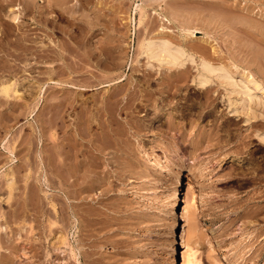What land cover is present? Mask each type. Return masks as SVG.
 Returning a JSON list of instances; mask_svg holds the SVG:
<instances>
[{
	"label": "rangeland",
	"instance_id": "rangeland-1",
	"mask_svg": "<svg viewBox=\"0 0 264 264\" xmlns=\"http://www.w3.org/2000/svg\"><path fill=\"white\" fill-rule=\"evenodd\" d=\"M61 1L56 0L54 13L49 17L56 24L52 26L54 29L48 30L49 35L52 33L50 37L33 30L34 25L28 18L25 30H15L11 26L15 23L5 15L10 8L22 5L19 0L0 1V64L5 69V73H0V84L3 81L4 85L5 80L7 86L16 81L9 90L0 91V264H182L181 256L171 247L165 202L166 182L182 172L190 173L189 177L203 194L202 203H196L200 211L196 225L201 239L199 244L190 241L193 243L189 244L188 264H264V142L257 138V134L264 133L261 104L259 108L256 106L258 109L252 107L253 115L247 110L244 114L238 109L235 111L234 106H229V92L219 79L213 77L201 87L196 84L197 80L193 79H196L197 62L169 69V65H158L136 53L144 30L152 36L165 26L171 30L168 37L172 35L177 39L182 34L179 24L195 19L190 23L192 26L186 25L187 22L182 25L192 30L194 25L197 28L195 37L187 41L202 47L197 54L194 52L195 61L206 55V60H211L213 65L218 61L215 66L221 64L220 67L230 69L227 71L234 73L231 75L235 80L252 73L248 75L264 86V43L261 40L264 39V0H152L153 5L147 0ZM168 3L170 10L174 7L173 11L183 12L169 11L179 22L169 16ZM215 4L220 5V9ZM246 6L254 7L247 12ZM162 8L166 10H163L164 15L168 13L167 17L173 21L160 20ZM123 9L124 12L119 11ZM230 10L234 11L233 15ZM83 12L86 16H82ZM223 13L230 14L225 17ZM246 13L255 20L254 23L245 15L247 21L249 17V22L255 24L253 26L261 24L258 28L261 33L255 29L253 32V26L247 27L249 24L242 25L241 16ZM142 14L147 16H143L139 25ZM188 14L193 20H187ZM92 19L93 22L97 19L98 23L109 22L90 28L92 25L87 24L92 23ZM257 20L262 23L256 24ZM146 22L155 28L149 29ZM103 25L110 29L114 39H109L112 46L101 37ZM23 31L29 40L15 41V35L22 36ZM251 32L257 33L256 37L261 35L262 43ZM182 37H179L180 42ZM104 43L113 49L108 52ZM28 44L33 45L29 47L31 50H23ZM17 55L19 57H15ZM7 67H11L10 72ZM235 97L239 95L231 94L233 101ZM142 101L151 106L140 110ZM98 119L102 125L110 121L111 133L122 137L123 150L118 151L120 146L113 137H104L102 141L108 143L107 152L111 156L106 154L101 160L96 159L100 161L97 175L90 174V179L86 180L87 191L80 199L76 196L78 185H70L75 180L71 154L72 168L62 169L66 150L63 144L69 140L74 144L80 137L85 138L82 143L90 144ZM132 126L139 128V135L132 134ZM67 130L70 133L66 134ZM105 132L108 131L105 129ZM88 154L86 160L94 162ZM187 167H191L190 172ZM9 178L14 183L12 186ZM195 201L192 194L188 205L193 206ZM206 223L218 227L223 239L203 231ZM59 225L73 253L68 245L61 244L58 245L62 246L60 255V251L50 254L52 251L47 247L54 231L60 229ZM231 240L236 241L234 249L230 248ZM208 241L213 246H209ZM74 253L78 255L74 257Z\"/></svg>",
	"mask_w": 264,
	"mask_h": 264
},
{
	"label": "bare ground",
	"instance_id": "bare-ground-1",
	"mask_svg": "<svg viewBox=\"0 0 264 264\" xmlns=\"http://www.w3.org/2000/svg\"><path fill=\"white\" fill-rule=\"evenodd\" d=\"M1 1V0H0ZM12 0H10V2H11ZM61 1V0H60ZM100 1V0H99ZM107 2H108V0H106ZM117 1V0H116ZM140 1V0H139ZM155 1V0H154ZM158 1V0H157ZM156 1V2H157ZM167 1V0H166ZM235 1V0H234ZM251 1V0H250ZM55 2H56V0L54 1V0H19V4H21L22 6L21 7H18V8H16V9H12V8H10L9 10H7V14L5 15V16H7L8 18L7 19H9L10 20V22L12 21L13 23H15V25H11V26H13L14 27V29L15 30H18V31H22V30H25V29H23L24 28V23H25V20H26V18H28V20L29 21H31V24L32 25H34V27L32 28L33 30H38L39 31V33L41 34V35H43V33H44V35L47 37V36H49L50 37V35L52 34L51 32H50V35H49V31L48 30H50V28L51 29H54V28H52V26H55L56 24H54V23H52V21L50 20V15L52 14V12L54 13V6H55ZM62 2V1H61ZM97 2V1H96ZM147 2H148V4H151L152 3V0L150 1V0H147ZM159 2H162V1H160L159 0ZM158 2V3H159ZM168 2V1H167ZM167 2H166V5H167ZM214 1H212L211 3H213ZM221 2H224V1H222L221 0ZM232 2V1H231ZM4 2H2V4H3ZM8 3H9V1H8ZM65 3V2H64ZM67 3V2H66ZM100 3V2H99ZM144 4L146 3V2H143ZM155 3V2H154ZM210 3V4H211ZM227 3V2H226ZM237 3V2H236ZM11 3H9L8 5H10ZM105 4V3H104ZM170 3H168V9H169V7H171V4L169 5ZM225 4V3H224ZM227 4H230L229 2L227 3ZM232 4V3H231ZM230 4V5H231ZM233 4H234V2H233ZM1 5V4H0ZM13 5V4H12ZM12 5H11V7H12ZM64 5V4H63ZM66 5V4H65ZM96 5V4H95ZM147 5V4H146ZM151 5H153V4H151ZM156 5V4H155ZM214 5V4H213ZM218 5V4H217ZM217 5L215 4V7H217ZM221 5H223V4H221ZM226 5V4H225ZM249 5H251V3L249 2ZM160 6V5H159ZM165 6V5H164ZM227 6V5H226ZM1 7V6H0ZM5 7H7V6H5ZM102 7V6H101ZM109 7V6H108ZM119 7V6H118ZM117 7V8H118ZM148 7V6H147ZM149 7H151V6H149ZM220 7V5H218V8ZM225 7V6H224ZM230 7V6H229ZM236 7H238V6H236ZM254 7V6H253ZM253 7L251 8V7H247L246 6V9H247V12L250 10V8L251 9H253ZM20 8V9H19ZM141 8V7H140ZM140 8H138V9H140ZM172 8H174V7H172ZM171 8V10L169 9H166L167 11H168V13H169V11L170 12H172L174 9H172ZM226 8H228V7H226ZM231 8H232V6H231ZM1 9H3V7L1 8ZM65 9V8H64ZM86 9V8H85ZM91 9V8H90ZM101 10H102V8H100ZM99 9V10H100ZM112 9V8H111ZM113 9H114V7H113ZM112 9V10H113ZM118 9H121V8H118ZM142 9V8H141ZM220 9V8H219ZM223 9V8H222ZM244 9V8H243ZM89 10V9H88ZM94 10H97V8L95 9V7H94ZM110 10V9H109ZM152 10V9H151ZM160 10V9H159ZM162 11L163 10H165V8L163 9H161ZM165 10V11H166ZM178 13L180 12V14H182L183 12L182 11H178L177 9H175ZM232 10V9H231ZM230 10V11H231ZM236 10V9H235ZM25 12V14L22 16V13H24ZM59 11V10H58ZM64 11V10H63ZM62 11V12H63ZM66 11V10H65ZM64 11V12H65ZM90 11V10H89ZM106 11V10H105ZM108 11V10H107ZM119 11H122V12H124V9L123 10H119ZM146 11V10H145ZM176 11H173V12H176ZM230 11H228V12H230ZM252 11L253 10H251V13L250 14H253L252 13ZM26 12H27V14H26ZM61 11H60V13H62ZM91 12H93V11H91ZM96 12V11H95ZM113 12V11H112ZM144 12V11H143ZM150 12V11H149ZM152 12V11H151ZM182 12V13H181ZM222 12H225L224 11V9L222 10ZM226 12H227V10H226ZM232 12H234V11H231L230 13H232ZM241 12V11H240ZM243 12V11H242ZM241 12V13H242ZM97 13H99L98 11H97ZM107 13V12H106ZM109 13V12H108ZM118 13V12H117ZM116 13V14H117ZM120 13V12H119ZM128 13V12H127ZM145 13V12H144ZM148 13V12H147ZM156 13V12H155ZM164 11H163V14H159V13H157V14H159L160 16H158V17H161L160 18V20L161 21H164L165 20V22H167V21H173V20H177V22H179L178 21V19H175L176 18V15L174 16L173 15V13H167V15H164ZM186 13V12H185ZM184 13V14H185ZM218 13V12H217ZM229 13V14H230ZM258 13V12H257ZM59 14V13H58ZM83 14H84V12H83ZM102 14V13H101ZM100 14V15H101ZM139 14V13H138ZM166 14V13H165ZM183 14V15H184ZM229 14H225V13H223V15L225 16V15H229ZM237 14H239L238 12H237ZM248 13H246V14H244L243 16H241L242 18H241V20L240 21H242L241 23H244V24H242L243 26L245 25V23L246 24H249V26H247V27H252L253 25H255V24H253L252 25V23H250L251 21H254V23H255V20L253 19L252 20V18L249 16V14H248V16L250 17V19H251V21L249 22V17H248V21H247V19H245V17L247 18V16H245V15H247ZM259 14V13H258ZM53 15V14H52ZM90 15V14H89ZM99 15V14H98ZM106 15V14H105ZM105 15H103V17L105 16ZM113 15V14H112ZM118 15V14H117ZM122 15H123V13H122ZM128 15V14H127ZM145 14H142V17L140 18V16H139V20H140V22H139V25H140V23H141V21L143 20L142 18H145V17H143ZM150 15V14H149ZM149 15H148V18H149ZM171 16L172 17V19H170L169 17H167V16ZM179 15V14H178ZM199 15V14H198ZM223 15H221L220 17H222L223 18ZM231 15H233V13L231 14ZM256 15V14H255ZM4 16V15H3ZM82 16H86L85 14L84 15H82ZM109 16V15H108ZM115 16V15H114ZM145 16H147V15H145ZM174 16V17H173ZM189 16V14L187 15V17ZM191 16V15H190ZM200 16V15H199ZM227 16H225V17H227ZM240 16V15H239ZM254 16V15H253ZM261 16V15H260ZM53 17V16H52ZM56 17V16H55ZM62 17V16H61ZM102 17V16H101ZM100 17V18H101ZM109 17H111V16H109ZM113 17V16H112ZM116 17V16H115ZM118 17V16H117ZM179 17V16H178ZM177 17V18H178ZM180 17H183V16H180ZM64 18V17H63ZM86 18V17H85ZM108 18V17H107ZM189 18L190 17H188L187 18V20L188 21H190L189 20ZM192 18V20H193V17H191ZM190 18V19H191ZM231 18V17H230ZM233 18H235L234 16H233ZM253 18H255V17H253ZM261 18V17H260ZM21 19V20H20ZM56 19V18H55ZM84 19V18H83ZM89 19H91V18H89ZM99 19V18H98ZM105 19V18H104ZM113 19H115V18H113ZM112 19V20H113ZM182 19V18H181ZM180 19V23H181V20ZM183 19H185V17L183 18ZM199 19V18H198ZM227 21H230V19L228 18H225ZM232 19V18H231ZM238 19V18H237ZM239 19H240V17H239ZM53 20H54V18H53ZM70 20V19H69ZM97 20V19H96ZM96 20H94L95 22H93V19L91 20L92 21V23H89L88 22V24L87 25H92V27H90V28H98L101 24H104V22H107V21H102V22H100V23H98ZM195 20V19H194ZM193 20V21H194ZM197 20V19H196ZM200 20H202L201 19V17H200ZM20 21V22H19ZM28 21V23H30ZM55 21V20H54ZM81 21V20H80ZM117 21V20H116ZM144 21H148L147 19L145 20L144 19ZM184 21V20H183ZM193 21H191V22H193ZM204 21V20H203ZM227 21H226V23H227ZM244 21H246V22H244ZM57 22V21H56ZM70 22V21H69ZM73 22V21H72ZM86 22V21H85ZM109 22V21H108ZM107 22V23H108ZM111 22V21H110ZM114 22V21H113ZM113 22H112V24H113ZM151 22V21H150ZM168 22V23H169ZM176 22V21H175ZM187 21H184V23L182 22V25L184 24L185 25V23H186ZM190 22V23H191ZM232 22H234L233 20H232ZM231 22V23H232ZM235 22H237V20H235ZM258 22V23H257ZM257 22H256V24H260V23H262L261 21H260V23H259V21L257 20ZM1 23V22H0ZM9 23V22H8ZM8 23H7V25H8ZM28 23H26V24H28ZM68 23V22H67ZM119 23V22H118ZM143 23H145V22H143ZM146 23H148V22H146ZM153 23H155V22H153ZM189 22H187L186 23V25L188 24H190ZM225 23V24H226ZM230 22H228V24H231ZM111 24V25H112ZM121 24V23H120ZM119 24V25H120ZM123 24V23H122ZM142 24V23H141ZM163 24H164V22H163ZM163 24H161V25H163ZM227 24V25H228ZM234 24H236V23H234ZM233 24V25H234ZM238 24V23H237ZM251 24V25H250ZM59 25V24H58ZM62 25V24H61ZM73 25H74V23H73ZM78 25V24H77ZM76 25V26H77ZM110 25V26H111ZM116 25V24H115ZM126 25V24H125ZM128 25V24H127ZM138 25V26H139ZM151 25H152V23H150V26H149V23H148V28L149 29H152L153 27H154V25H153V27L151 28ZM161 25H159V27L161 26ZM182 25H180L179 24V26H181L180 27V31H181V33L184 35L183 37H182V34H180L179 35V37L181 36L182 37V41L180 42V39H179V37H177V35L176 34H174V32L172 31V33L174 34V35H176V37H177V39H179V42H175V40H177L176 38H175V36H172L171 35V38H175V40L173 41V39H171V38H169L170 36V31L168 30V27H165V26H162L161 27V30L160 31H157L158 29H156V31L158 32L157 34L156 33H152L153 32V30H152V32H150V34L152 33L153 35L151 36H149L148 34H147V32L149 33V31H146L145 32V30L143 31V29H142V31L144 32V33H146L148 36H146V35H144V33H142L143 35H141V36H143V38L141 37H139L138 35V37H139V39H140V41L138 40V52L136 51V53H138V57H140V56H145V58L147 59V61L148 60H152V61H156V62H158L159 64L158 65H160V64H165V65H169V69H171V67L174 69V68H177V69H180L179 67H182L183 65H185V63L187 62H190V63H192V62H197V64H196V67L195 68H197L196 69V72H197V74H196V76H195V78L196 79H193V80H197V81H195V82H197L196 84H198L199 86L200 85H205V84H208V82H210L211 81V79L213 78V77H215V78H217V79H219L220 80V83H222V86L225 88V90H226V92L228 91L229 93H228V102H229V106H234L235 107V111L238 109V110H240V111H238V112H240V113H243V111H245V110H247V111H249V113L250 114H252L253 115V113H251L252 112V107H258V105H260L261 104V108H262V113H263V111H264V86H262L263 85V83L261 82V83H259V82H257L254 78H252V77H250L249 75H253L252 73L251 74H246V75H241L242 77L240 78V80H235L234 79V77L231 75V74H234V73H231L230 74V72H228L227 70H229L230 71V69H228L227 68V70L225 69V68H223V67H225V66H221L220 67V65L219 66H215V65H217V63L219 64L220 62H218L217 61V63H215L214 65H213V63L211 64L210 63V61H208V60H206V55H205V57L203 56V58H200L201 56V54L203 53H201L199 56V58H198V60H194V55H196L197 53H196V51L198 52V51H201V49H202V47H198L197 45H194L193 46V44H191L190 45V43L189 42H187L189 39H191V38H193V36H194V34L196 33L195 31H197V28L195 27L194 28V26H193V30L190 28V27H188V26H182ZM191 25V24H190ZM232 25V24H231ZM239 25V24H238ZM241 25V24H240ZM261 25V24H260ZM260 25H256V26H253L252 28V31L255 29V30H257L256 32H260V31H258V28L260 29L264 24L262 23V26H260ZM75 26V27H76ZM106 26V25H105ZM108 26V25H107ZM114 26V25H113ZM112 26V27H113ZM146 27H147V25H145ZM192 26V25H191ZM260 26V27H259ZM26 27V26H25ZM29 27V26H28ZM27 27V28H28ZM60 27V26H59ZM62 27V26H61ZM67 27V26H66ZM78 27V26H77ZM84 27V26H83ZM82 27V28H83ZM89 27V26H88ZM111 27V28H112ZM118 27V26H117ZM124 27H126V26H124ZM158 27V28H159ZM228 27H231L230 25L228 26ZM233 27V26H232ZM234 27H236V25H234ZM240 27V26H239ZM256 27H257V29H256ZM264 27V26H263ZM63 28V27H62ZM121 28V27H120ZM127 28V27H126ZM140 28V27H139ZM145 28V27H144ZM155 28V27H154ZM157 28V27H156ZM177 28H178V26H177ZM238 28V27H237ZM243 28V30H245L246 29V27H242ZM3 29V28H2ZM6 29V28H5ZM30 29V28H29ZM101 29V28H100ZM103 32H100V33H103L102 34V36L101 37H105V40L107 39L108 40V42L110 41L109 39H111L112 37H111V32H110V29H109V31H108V29L106 28V27H104V25H103ZM113 29V28H112ZM118 29V28H117ZM125 29V28H124ZM148 29V30H149ZM251 29V28H250ZM250 29L248 30V31H250ZM33 30H32V32H33ZM76 30V29H75ZM85 30V29H84ZM96 30V29H95ZM94 30V31H95ZM99 30V29H98ZM97 30V31H98ZM102 30V29H101ZM101 30H99V31H101ZM114 30V29H113ZM141 30V29H140ZM146 30H147V28H146ZM167 30H168V35H167ZM254 30V31H255ZM263 29H261V31H262ZM2 31H4V30H2ZM6 31V30H5ZM9 31H12V30H9ZM26 31H28V30H26ZM80 31V30H79ZM86 31V30H85ZM88 31V30H87ZM86 31V32H87ZM91 31V30H90ZM96 31V32H97ZM119 31V30H118ZM127 31V30H126ZM151 31V30H150ZM155 31V30H154ZM247 31V32H248ZM253 31V32H254ZM14 32V31H13ZM31 32V31H30ZM110 32V33H109ZM140 32V31H139ZM264 32V31H263ZM2 33H5V32H2ZM1 33V34H2ZM16 33V32H15ZM18 33V32H17ZM29 33V32H28ZM38 33V32H37ZM37 33H33L34 35H39V34H37ZM116 33H118V32H116ZM124 33V32H123ZM171 33V34H172ZM177 33V32H176ZM244 33V32H243ZM252 33V32H251ZM250 33V34H251ZM261 33V32H260ZM7 34V33H6ZM22 34V36H19L18 34H14L16 37H15V41H26V40H29V38H27L28 36L25 34V32L23 31V33H21ZM30 34V33H29ZM86 34V33H85ZM95 34V33H94ZM120 34H121V30H120ZM253 34V33H252ZM255 34H257V33H255ZM255 34H253L252 36H254ZM259 34V33H258ZM264 34V33H263ZM262 34V35H263ZM10 35V34H9ZM99 35V34H98ZM113 35H115V34H113ZM247 35H249V34H247ZM260 35V34H259ZM2 36V35H1ZM12 36V35H11ZM18 36H19V38H18ZM116 36V35H115ZM115 36H114V38H115ZM118 36V35H117ZM122 36H124V34L122 35ZM169 36V37H168ZM261 36V35H260ZM256 37V35L254 36V37H256V40H260L262 37ZM264 36V35H263ZM33 37V36H32ZM96 37V36H95ZM100 37V36H99ZM119 37V36H118ZM195 37V36H194ZM8 38V37H7ZM6 38V39H7ZM12 38V37H11ZM120 38V37H119ZM122 38V37H121ZM259 38V39H258ZM264 38V37H263ZM4 39V38H3ZM33 39V38H32ZM31 39V40H32ZM102 39V38H101ZM113 39V38H112ZM116 39V38H115ZM255 39V38H254ZM34 40H36L35 38H34ZM192 40V39H191ZM261 40H263V43H264V39H261ZM259 41V42H261L262 43V41ZM21 41V42H22ZM100 41H102V40H100ZM113 41H114V39H113ZM113 41H111V42H113ZM117 41H118V39H117ZM178 41V40H177ZM20 42V43H21ZM35 42H37V41H35ZM192 42V41H191ZM193 42H194V40H193ZM12 43V42H11ZM15 43V42H14ZM18 43V42H17ZM105 43H107V41L105 42ZM105 43H104V47H107L106 48V50L108 51V50H111V49H113V48H111V47H109L110 46V42H109V46H105ZM113 43H116V42H113ZM260 43V44H261ZM7 44V43H6ZM27 44V43H26ZM25 44V45H26ZM34 44H36V43H34ZM38 44V43H37ZM36 44V45H37ZM41 44V43H40ZM103 44V43H102ZM118 44V43H117ZM120 44V43H119ZM119 44H118V46H119ZM32 45V44H31ZM31 45L29 46V44L27 45V46H22L24 49L23 50H28V51H30L31 50V48H29V47H31ZM65 45H67L66 43H65ZM100 45V44H99ZM262 45V44H261ZM264 45V44H263ZM1 46V45H0ZM19 46V45H18ZM33 46V45H32ZM58 46V45H57ZM59 46H61V45H59ZM68 46V45H67ZM103 46V45H102ZM111 46H112V44H111ZM115 46V45H114ZM113 46V47H114ZM16 47V46H15ZM20 47H21V45H20ZM36 47V46H35ZM100 48H101V46H99ZM103 47V48H104ZM17 48H19V47H17ZM34 48V47H33ZM42 48V47H41ZM52 48V47H51ZM62 48V47H61ZM204 48V47H203ZM43 49H45V48H43ZM49 49H50V47H49ZM53 49V48H52ZM65 49V48H64ZM67 49V48H66ZM98 50H100L99 48H97ZM20 50H22V49H20ZM38 50V49H37ZM51 50V49H50ZM60 50V49H59ZM71 50V49H70ZM89 50V49H88ZM104 50H105V48H104ZM205 50V49H204ZM18 51H19V49H18ZM28 51H25V52H28ZM53 51V50H52ZM52 51H49V53L50 52H52ZM21 52V51H20ZM46 52V51H45ZM90 52H92V51H90ZM109 52V51H108ZM121 52V51H120ZM194 52L196 53V54H194ZM11 53V52H10ZM10 53H9V55H10ZM15 53V52H14ZM36 53H38V51L36 52ZM65 53V52H64ZM115 53V52H114ZM206 53V52H205ZM20 54V53H19ZM29 54H30V52H29ZM29 54H27L26 56H28ZM38 54H40V53H38ZM53 54H54V52H53ZM56 54V53H55ZM84 54H87L86 53V51H85V53ZM90 54V53H89ZM117 54V53H116ZM120 54V53H119ZM199 54V53H198ZM8 55V54H7ZM13 55V54H12ZM15 55V54H14ZM21 55H23V54H21ZM31 55V54H30ZM34 55V54H33ZM45 55V54H44ZM98 55V54H97ZM100 55V54H99ZM25 56V57H26ZM35 56V55H34ZM38 56V55H37ZM40 56V55H39ZM46 56H48V55H46ZM56 56V55H55ZM90 56H91V54H90ZM116 56V55H115ZM137 56V55H136ZM257 56H259V54L257 55ZM15 57H19L18 55L17 56H15ZM22 57V56H21ZM59 57V56H58ZM85 57H87V56H85ZM97 57V56H96ZM198 57V56H197ZM40 58H42V57H40ZM45 58H47V57H45ZM257 58V57H256ZM259 58V57H258ZM17 59H19V58H17ZM29 59V58H28ZM43 59V58H42ZM81 59V58H80ZM98 59H99V57H98ZM210 59H211V57H210ZM4 60H6V59H4ZM25 60V59H24ZM84 60V59H83ZM82 60V61H83ZM103 60V59H102ZM31 62V61H30ZM149 62H151V61H149ZM5 63V62H4ZM222 63V62H221ZM30 64V63H29ZM99 64V63H98ZM149 64V63H148ZM193 64V63H192ZM1 65V64H0ZM4 65V64H3ZM24 65V64H23ZM27 65V64H26ZM64 65V64H63ZM149 65H151V63L149 64ZM14 66V65H13ZM1 68L2 67H4V66H0ZM62 67V66H61ZM66 67H68V66H66ZM11 68V67H10ZM9 68V69H10ZM24 68V67H23ZM7 69H8V67H7ZM6 69V70H7ZM8 69V72H10V70ZM14 69V68H13ZM22 69V68H21ZM62 69H63V67H62ZM69 69V68H68ZM1 70H3L2 72L0 71V73H3L4 72V68H2ZM66 70V69H65ZM14 71V70H13ZM22 71H24V70H22ZM30 71V70H29ZM28 71V72H29ZM67 71V70H66ZM69 71V70H68ZM7 72V71H6ZM25 72V71H24ZM27 72V71H26ZM27 72V73H28ZM65 72V71H64ZM72 72H74V71H72ZM232 72V71H231ZM5 73V72H4ZM13 73V72H12ZM15 73V72H14ZM17 73V72H16ZM21 73V72H20ZM30 73V72H29ZM28 73V74H29ZM11 74V73H10ZM19 74V73H18ZM25 74V73H24ZM27 74V75H28ZM242 74H244V73H242ZM3 75V74H2ZM248 75V76H247ZM13 77H14V75H12ZM1 77V76H0ZM4 77V76H3ZM5 77L7 78L8 76H6V74H5ZM4 77V78H5ZM11 77V76H10ZM27 77V76H26ZM12 78V77H11ZM11 78H9V79H11ZM18 78V77H17ZM20 78V77H19ZM18 78V79H19ZM13 79V78H12ZM17 79V80H18ZM21 79V78H20ZM214 79V78H213ZM236 79H237V77H236ZM3 80V79H2ZM23 80V79H22ZM37 80H39V79H37ZM8 81V80H7ZM12 81V80H11ZM10 81V82H11ZM168 81V80H167ZM259 81V80H258ZM3 82V81H2ZM2 82H1V84H0V91H5L6 89H8L9 90V88H12L11 87V85L12 84H14V82H16V81H14L13 83L11 82L10 84L8 83V85L7 86H5V80H4V85L2 84ZM23 82H24V80H23ZM27 82V81H26ZM36 82V81H35ZM20 83V82H19ZM31 83V82H30ZM32 83H33V81H32ZM38 83V82H37ZM16 84V83H15ZM22 84V83H21ZM26 84H28V83H26ZM262 84V85H261ZM20 85V84H19ZM31 85V84H30ZM37 85H39V84H37ZM7 87V88H6ZM27 87H28V85H27ZM134 87H135V85H134ZM171 87V86H170ZM201 87V86H200ZM204 87V86H203ZM167 88V87H166ZM7 90V91H8ZM11 91V90H10ZM132 91V90H131ZM7 93H9V91L7 92ZM133 93V92H132ZM152 93V92H151ZM150 93V94H151ZM235 94L236 96H238L239 95V97L237 98V97H235V98H237L236 99V101H233L232 99H231V94ZM6 95H8V94H6ZM243 96V97H242ZM149 98V97H148ZM1 101V100H0ZM9 101V100H8ZM147 101H142L141 103H143V107H139V106H135V107H139V109L140 110H143V108H144V106L145 107H150L151 105L150 104H148V103H146ZM233 107V108H234ZM254 107V108H255ZM256 107V108H257ZM259 108V107H258ZM257 108V109H258ZM254 110V109H253ZM251 111V112H250ZM246 114H249L248 112H245ZM262 113H261V115H262ZM244 114V113H243ZM245 114V115H246ZM247 117H248V115H247ZM250 117V116H249ZM264 117V116H263ZM99 118V117H98ZM100 119V118H99ZM99 119H98V124H97V127H96V133L92 136V137H94V139L93 140H91V143L90 144H88V145H86L85 144V142L84 143H82V139H84L85 140V138H82V137H80V140L79 141H76V143H74V144H70V142H71V140H67V139H69V136L67 135L66 136V141H68V142H66L67 144H63V148L64 149H66V150H64V158H63V162H62V169L64 170V171H66L67 170V168H69V166H70V168H72V162H71V160L69 159V155L71 154L72 156H73V162L75 163H73L74 164V169H75V171H71L72 172V176H74L75 177V180L70 184V185H73V186H75V185H78V188H79V190H78V192L76 193L77 195V197L78 198H80V199H82L83 197H81L82 195H83V193H85V190H86V180L89 178L90 179V174H96L97 175V167H99L100 166V161L99 162H97V160L99 159V160H101V158H103V157H105V155L107 154V155H109V156H111V153L110 152H107L108 151V148H107V146H108V143H105V142H103L102 140L104 139V137H106V135H109V136H111V137H113V140H114V142H115V144L116 145H119L120 146V143L123 141V140H121L122 139V137L120 138V136H118L117 134H112L111 132H112V130H111V124H109L108 122H110V121H108L107 120V124H103L102 125V123L99 121ZM246 120V119H245ZM52 122V121H51ZM52 124H54V123H52ZM51 124V125H52ZM135 125V124H134ZM63 127H65L64 125H62ZM105 129H106V131H108L107 133L105 132ZM108 129V130H107ZM130 129H131V131L133 132L132 134H135V135H139L138 133H140L139 131L140 130H138L139 128H137V126L136 127H130ZM65 131V130H64ZM68 133H70V131L68 132V130L66 131V134H68ZM71 135V134H70ZM78 135H79V133H78ZM141 135V134H140ZM257 138H258V140H260V142H264V133L262 134V135H258L257 134ZM71 137V136H70ZM76 138V137H75ZM75 138H74V140H75ZM65 141V140H64ZM81 141V142H80ZM93 141H95L94 142V144H93ZM73 142V141H72ZM75 142V141H74ZM96 143V144H95ZM98 143V144H97ZM122 146H120L119 147V149H118V151L119 152H122ZM49 151V155H50V150H48ZM88 153H90L91 154V156L93 157V161L94 162H92V160H90L91 162H89V160H86L87 159V157L89 156V154ZM49 155H48V157H49ZM52 157V156H51ZM91 158V157H90ZM49 159V158H48ZM51 159V158H50ZM49 159V160H50ZM88 159H89V157H88ZM97 159V160H96ZM105 160V159H104ZM107 160V159H106ZM109 160H113V161H115L113 158H109ZM108 160V161H109ZM52 161V160H51ZM103 161V160H102ZM71 162V163H70ZM99 163V164H98ZM72 165V166H71ZM187 168H189L188 169V171L190 172L191 171V167H187ZM186 168H182V170L184 171V172H186V170H185ZM186 174V173H185ZM9 175H10V173H9ZM93 176V175H92ZM91 176V177H92ZM190 176V173H188L187 172V174L186 175H184L183 174V172L182 173H179V174H177V175H175L173 178H172V180H170V181H167L166 183H167V193H166V195H165V202H166V205H167V212H168V216H169V224H168V234H169V238H170V242H171V247H172V249H173V252L174 253H176L177 255H180L181 256V260H182V264H188V262L190 261V254H189V244H192L193 242H191L190 243V241H194V243L195 244H199V242H200V232L197 230L198 229V225H196V218H197V215H198V211H199V206H198V204H200V203H202V201H203V194H202V190H201V188H199V189H197V186H196V184L194 183V181L189 177ZM96 178V177H95ZM10 179V178H9ZM11 180V179H10ZM7 182H8V180H7ZM14 182V181H13ZM9 183H10V181H9ZM11 183H12V180H11ZM10 183V184H11ZM14 183H12L11 184V186L13 185ZM9 186V185H8ZM87 191V190H86ZM64 192H65V190H64ZM76 192V191H75ZM195 192H197L196 194H195ZM65 194H67V196H70V194L69 193H65ZM73 194V193H72ZM195 195V198L197 199V201H195V204L192 206H190V205H188V203H189V200H190V196L191 195ZM177 200V201H176ZM199 202V203H198ZM196 203H198L197 205H196ZM190 204V203H189ZM189 207H188V206ZM51 207L53 208V209H55L56 210V208H55V206L53 205V204H51ZM60 212V211H59ZM58 212V213H59ZM200 212V211H199ZM58 216H60V214H58ZM57 216V217H58ZM61 217V216H60ZM59 218V217H58ZM60 219V218H59ZM63 221V220H62ZM60 222V221H59ZM58 222V223H59ZM60 226V225H59ZM58 226V227H59ZM2 227V226H1ZM0 227V228H1ZM217 228L218 227H216L215 228V226L213 225V224H203V231H209V232H211V233H213L215 236H216V238H218V239H223V236H222V234L217 230ZM54 233H55V235H53L54 237L51 239V241L49 242V246L47 247V248H50V250L52 251V253H50V254H53V252H56V251H60V248L62 247H60V246H58V245H61V244H63L64 246L66 245H68L69 246V242H67V239H66V236H64V230H62L61 229V226H60V229H58V230H56V231H54ZM176 244H175V243ZM224 242V241H223ZM208 243V245L209 246H213L212 245V243L211 242H207ZM230 244V248L231 249H234L235 248V244H236V241L235 240H231L230 242H229ZM173 244V245H172ZM70 247L71 246H69V249H70ZM175 247V248H174ZM15 248V247H14ZM16 249V248H15ZM19 249V248H18ZM17 250V249H16ZM21 250V249H20ZM23 250V249H22ZM62 250V249H61ZM24 251V250H23ZM70 251L73 253V250L72 249H70ZM50 252V251H49ZM48 252V253H49ZM47 253V254H48ZM59 255L61 254V251L58 253ZM4 255H5V253H4ZM22 255H28V254H25V253H23ZM78 255V254H77ZM75 253H74V257H76L77 256ZM3 256V255H2ZM23 256V257H24ZM4 257V256H3ZM5 257H7V256H5ZM25 258V257H24ZM22 259V258H21ZM28 259V258H27ZM59 261V260H58ZM53 263H54V261H53ZM56 264V263H55Z\"/></svg>",
	"mask_w": 264,
	"mask_h": 264
}]
</instances>
